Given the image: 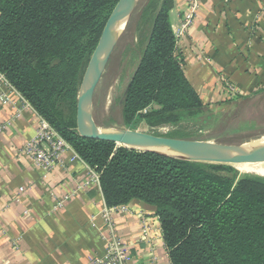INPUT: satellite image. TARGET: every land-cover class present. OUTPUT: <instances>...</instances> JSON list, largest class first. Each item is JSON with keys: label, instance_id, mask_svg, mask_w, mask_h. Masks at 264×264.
Masks as SVG:
<instances>
[{"label": "trees", "instance_id": "16d2710c", "mask_svg": "<svg viewBox=\"0 0 264 264\" xmlns=\"http://www.w3.org/2000/svg\"><path fill=\"white\" fill-rule=\"evenodd\" d=\"M121 1L0 0V71L99 174L108 207L140 200L156 208L171 264H264V178L80 132L81 87ZM174 4L137 3L121 34L140 19L136 66L119 97L122 120H100L95 94L99 126L129 130L185 117L209 128L218 123L214 104L186 73L171 23Z\"/></svg>", "mask_w": 264, "mask_h": 264}, {"label": "crops", "instance_id": "0c3cea01", "mask_svg": "<svg viewBox=\"0 0 264 264\" xmlns=\"http://www.w3.org/2000/svg\"><path fill=\"white\" fill-rule=\"evenodd\" d=\"M174 1L175 32L187 4ZM178 51L205 100L229 101L220 76L241 92L230 102L264 99V0H205ZM7 92L9 101L0 99V264H91L104 255L111 235L95 170L83 159L70 161L71 151L51 171L36 167L23 147L37 137L45 119L16 88ZM110 209L129 264H171L154 206L133 200ZM145 226L149 230L143 234Z\"/></svg>", "mask_w": 264, "mask_h": 264}, {"label": "rangeland", "instance_id": "374dc122", "mask_svg": "<svg viewBox=\"0 0 264 264\" xmlns=\"http://www.w3.org/2000/svg\"><path fill=\"white\" fill-rule=\"evenodd\" d=\"M136 21H140V19H134L128 31L129 33L124 34L123 37L121 35V38H119L97 87V116L102 121H110L113 119L116 122H121L122 120L119 97L124 92L137 61L136 54L133 52L134 45L137 42L138 25L135 26ZM230 101H226V105H213L215 110L220 114V117L218 123L212 128L195 124L190 118L185 117L177 122L151 125L142 124L136 129L130 128L129 130L155 133L170 137L178 134H187L188 137L186 139L230 146H237L255 136L263 135L264 99L249 102L243 100L240 103ZM100 127L108 130H120V128L114 127ZM205 163L210 164L214 162ZM236 171L239 175L262 177V175L256 173H243L237 169ZM126 211L123 210V212ZM150 227L154 230L153 226Z\"/></svg>", "mask_w": 264, "mask_h": 264}, {"label": "water", "instance_id": "95a60500", "mask_svg": "<svg viewBox=\"0 0 264 264\" xmlns=\"http://www.w3.org/2000/svg\"><path fill=\"white\" fill-rule=\"evenodd\" d=\"M139 0H122L118 6L112 21L105 32L87 70L83 85L81 87L78 104L79 130L89 138L112 141L119 146L135 148L143 151L151 149H140L139 145H162L178 151L189 153L192 158L199 162H214L221 164L241 163L264 157V148L256 150H245L240 145L230 146L201 140L175 138L155 133L131 130H108L98 126L93 117V106L97 87L102 79L105 69L109 63L114 48L125 30L131 14ZM98 58L97 65L88 78L93 61ZM222 150L224 152H222ZM167 155L165 153H160ZM171 156V155H168ZM173 157V156H172ZM177 158V157H175ZM181 159V158H179Z\"/></svg>", "mask_w": 264, "mask_h": 264}, {"label": "built area", "instance_id": "2783aa9c", "mask_svg": "<svg viewBox=\"0 0 264 264\" xmlns=\"http://www.w3.org/2000/svg\"><path fill=\"white\" fill-rule=\"evenodd\" d=\"M229 2V0H222ZM205 0H186V10L182 14L181 22L178 29L175 30V37L177 42V48L181 40L188 36L191 29L197 20L199 11L203 6ZM199 60H203V56L197 57ZM210 62L209 59H206ZM221 91L228 100H237L240 98L241 92L237 86L230 81L227 77L220 76ZM15 89L12 83L7 79L4 73L0 71V99L2 101H9L8 89ZM67 151H71L73 156L70 161L82 158L76 153L73 147L45 120L42 122L38 135L35 139L27 142L23 147V154L30 157L36 167L46 171L54 169L55 165L64 162V157ZM94 179L99 182V174L95 171L92 174ZM24 188H21L23 191ZM63 201L60 202V205ZM122 210H126V207H122ZM115 211L110 207L103 212V220L111 231L110 239L107 242V248L102 257H98L91 264H129L128 247L117 232L115 220ZM149 227L145 226L143 234L148 233Z\"/></svg>", "mask_w": 264, "mask_h": 264}, {"label": "bare ground", "instance_id": "6f19581e", "mask_svg": "<svg viewBox=\"0 0 264 264\" xmlns=\"http://www.w3.org/2000/svg\"><path fill=\"white\" fill-rule=\"evenodd\" d=\"M98 58H95L89 71L88 78L91 76L93 69L97 65ZM241 147L245 150H256L264 148V134L255 136L249 140H246L241 143ZM140 149H151L160 153H165L167 155H171L173 157L181 158V159H191L192 156L189 153L178 151L176 149L168 148L162 145H139L137 146ZM222 152H224L222 150ZM226 153V152H224ZM237 170L243 173H256L264 176V157L257 158L252 161H246L241 163H231Z\"/></svg>", "mask_w": 264, "mask_h": 264}]
</instances>
